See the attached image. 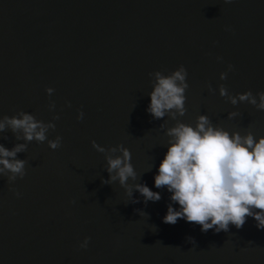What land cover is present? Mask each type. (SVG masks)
Wrapping results in <instances>:
<instances>
[{"label": "water", "instance_id": "obj_1", "mask_svg": "<svg viewBox=\"0 0 264 264\" xmlns=\"http://www.w3.org/2000/svg\"><path fill=\"white\" fill-rule=\"evenodd\" d=\"M181 64L184 114L152 118L149 74ZM220 84L232 95L264 91V0H0V118L24 111L55 125L44 141L0 131L5 147L25 144L24 175L0 174V264H264V228L251 216L219 232L161 219L178 207L153 186L168 127L202 113L264 135V110L232 105ZM92 141L127 147L137 176L126 183L160 199L145 203L133 188V203L118 181L102 183L105 154Z\"/></svg>", "mask_w": 264, "mask_h": 264}, {"label": "clouds", "instance_id": "obj_2", "mask_svg": "<svg viewBox=\"0 0 264 264\" xmlns=\"http://www.w3.org/2000/svg\"><path fill=\"white\" fill-rule=\"evenodd\" d=\"M231 67L229 64L228 68ZM149 75L152 77V87L148 92L146 111L154 119L165 114L173 118L182 116L185 112L184 92L188 86L185 67L181 64L167 74L156 70ZM219 76L223 80L225 72ZM45 91L50 94L53 89L47 87ZM218 92L221 96L227 95L232 105L246 100L257 109L264 110V91L253 95L245 90L232 95L220 84ZM82 115V112H78L77 119ZM235 115L234 111L227 114L229 118ZM5 126L14 133L19 130L25 141H44L47 128L55 127L51 121L45 124L24 111L19 115L0 118V131ZM165 134L169 138L167 149L153 175V186L164 187L170 194L169 200L178 207L174 208L169 203L162 222L175 223L177 218H183L186 222L197 223L201 232L209 228L219 232L227 231L229 223L240 228L246 216H251L257 229L264 228V135L254 136L251 131L243 135L238 131L229 132L226 128L213 125L209 117L202 113L196 116L194 124L177 120L165 130ZM59 143L60 136L57 135L48 141V146L55 149ZM91 143L97 151L105 154L109 175L107 180L101 178L102 183L118 181L133 203L136 202L132 197L133 188L145 203L160 199V193L143 182L133 185L126 183L137 176L127 147L117 144L105 149L95 141ZM24 148L23 143L14 144L11 148L0 144V174L7 173L10 182L24 175L25 161L16 157ZM117 152L118 155L109 154ZM12 191L20 195L14 188ZM140 214L146 215L143 212ZM88 239L85 236L79 247H87ZM187 239L191 241L192 237Z\"/></svg>", "mask_w": 264, "mask_h": 264}]
</instances>
